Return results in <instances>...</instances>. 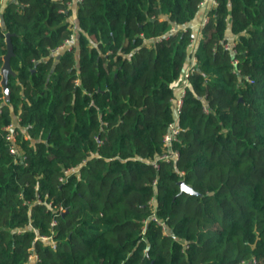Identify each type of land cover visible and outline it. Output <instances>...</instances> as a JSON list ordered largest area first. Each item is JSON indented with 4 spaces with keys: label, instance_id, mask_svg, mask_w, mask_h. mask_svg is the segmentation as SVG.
<instances>
[{
    "label": "trees",
    "instance_id": "1",
    "mask_svg": "<svg viewBox=\"0 0 264 264\" xmlns=\"http://www.w3.org/2000/svg\"><path fill=\"white\" fill-rule=\"evenodd\" d=\"M71 1L0 2V264H264V0Z\"/></svg>",
    "mask_w": 264,
    "mask_h": 264
},
{
    "label": "built area",
    "instance_id": "2",
    "mask_svg": "<svg viewBox=\"0 0 264 264\" xmlns=\"http://www.w3.org/2000/svg\"><path fill=\"white\" fill-rule=\"evenodd\" d=\"M80 0H74V2H78ZM211 7L216 5V0H209ZM207 2V0H201L198 4V6L200 8H202L204 6V4ZM71 4V2L69 3ZM207 22V17H205L201 23L199 24V26H203L205 23ZM173 29V28H172ZM74 43V38H70V39H66L64 41V43L56 48L51 49L50 54L51 55H56L58 53H60L61 50L63 49H69L70 45ZM223 48L227 51H229L230 53L234 54L235 51V40H228L225 41L223 43ZM237 60L234 59L233 63H236ZM195 64H196V58L195 55H192L191 58L189 59V64L187 66V69L184 71V73L181 75L180 77V89L178 94H176L173 98H172V105L174 107L175 110V115L173 120L168 124V130L166 133H164L163 137H162V146L165 149V151L163 153H161L160 155H158L151 163L153 165L154 168L158 167V163L160 161H169V160H176L179 156V153L176 149L173 148L172 144L174 141H176L178 133H179V128L177 126V118L178 115L180 113V109L182 106V97L184 95V87L188 85V80L187 77L189 76V74H191L194 69H195ZM204 110H206V108L204 107ZM8 130V135H7V140L9 141V151L10 153L16 155L18 153L17 147L14 143L15 141V136H14V127L11 124L7 125L5 127ZM24 157L22 156V159ZM156 219V218H155ZM54 222H52L51 224H53ZM163 229H165V227L163 226ZM40 238L42 240H50L51 237L50 236H40ZM51 247L53 249H55V244L54 242H52L51 240ZM29 260H37V254L34 253H30V255L28 256Z\"/></svg>",
    "mask_w": 264,
    "mask_h": 264
},
{
    "label": "water",
    "instance_id": "3",
    "mask_svg": "<svg viewBox=\"0 0 264 264\" xmlns=\"http://www.w3.org/2000/svg\"><path fill=\"white\" fill-rule=\"evenodd\" d=\"M5 41H6V53L5 55L2 57L3 59V63L1 66V85L3 87L4 90H6L7 88V80H8V76L10 74H13V70L10 66V58L13 56V47L10 41V34L6 33L5 34ZM52 56V55H50ZM59 57V53L55 55V59L57 60V58ZM179 184V188H180V192L184 191L186 193L189 194H196V192L189 186L187 185L183 180L178 182Z\"/></svg>",
    "mask_w": 264,
    "mask_h": 264
},
{
    "label": "crops",
    "instance_id": "4",
    "mask_svg": "<svg viewBox=\"0 0 264 264\" xmlns=\"http://www.w3.org/2000/svg\"><path fill=\"white\" fill-rule=\"evenodd\" d=\"M6 1L7 0H0L2 5H4L6 3ZM74 3H75L74 0H72L71 4H70V6H73V12H75ZM210 7H211L210 1L207 0V2L204 4V6L202 8H200V13L190 23V26H191L193 34H194L193 43H192V46H194V48H195L196 44L199 42V40L202 38V35L200 33V29H199V27H200L199 24L206 17V12ZM74 16H75V13H73V15L71 17H69V20L71 23L74 22ZM17 121H18V118L13 119V121H12L13 127L17 125Z\"/></svg>",
    "mask_w": 264,
    "mask_h": 264
},
{
    "label": "rangeland",
    "instance_id": "5",
    "mask_svg": "<svg viewBox=\"0 0 264 264\" xmlns=\"http://www.w3.org/2000/svg\"><path fill=\"white\" fill-rule=\"evenodd\" d=\"M165 230V229H164Z\"/></svg>",
    "mask_w": 264,
    "mask_h": 264
}]
</instances>
